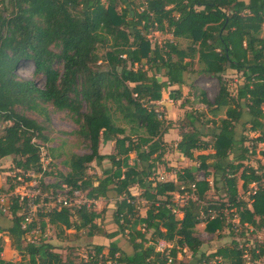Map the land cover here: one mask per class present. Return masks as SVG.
Instances as JSON below:
<instances>
[{"label": "trees", "instance_id": "obj_1", "mask_svg": "<svg viewBox=\"0 0 264 264\" xmlns=\"http://www.w3.org/2000/svg\"><path fill=\"white\" fill-rule=\"evenodd\" d=\"M263 27L264 0H0V160L11 158L14 179L50 175L40 160L39 143L49 142L45 126L27 113L48 122L49 108L66 112L78 125L87 153L70 156L68 172L56 174L57 184L40 180L42 193L64 184L70 194L79 191L87 200L114 201L111 210L106 204L99 211L82 204L41 211L38 221L22 229L26 205L14 200L10 216L0 213V233L12 249L27 257V264H167L169 258L176 264L182 250L189 253L182 264H247V254L252 263L259 260L264 247L255 242L248 248L249 239L202 252L196 227L204 220L208 232L226 227L240 238L264 228V146L258 152L262 164H246L264 144ZM154 32L188 44L181 48L168 40L151 46L147 36ZM23 62L32 63V80L17 75ZM195 63L202 68L195 71ZM194 74L217 78L213 101L201 91L200 103L213 116L224 109V117L203 120L198 112H185L175 150L198 165L177 173L186 180L181 191L174 181L154 178L166 152L163 137L172 129L157 103L165 93L180 100V87L195 89L189 76ZM40 77L43 87L35 81ZM225 77L237 79L235 94ZM174 86L178 89L169 91ZM208 123L211 133L203 129ZM246 132L255 135L251 146ZM208 136L214 153H205L213 148ZM107 143H113L114 152L100 154ZM105 161L109 167L100 175L88 173L92 163ZM252 183L259 188L250 204L243 194ZM212 186L222 192L220 200L207 199ZM133 187L138 196L131 194ZM176 192L194 199L179 205ZM211 211L217 213L213 220ZM231 211L238 215L237 225ZM110 212L111 230L105 228ZM37 223L59 236L67 228L92 240L87 261L63 260L49 243L26 242ZM160 241L170 248L157 251ZM2 252L0 238V264H21L4 260Z\"/></svg>", "mask_w": 264, "mask_h": 264}, {"label": "rangeland", "instance_id": "obj_2", "mask_svg": "<svg viewBox=\"0 0 264 264\" xmlns=\"http://www.w3.org/2000/svg\"><path fill=\"white\" fill-rule=\"evenodd\" d=\"M261 35L264 36V27L262 28ZM147 39L151 46H154V44H158L162 46L166 41L168 40H174L181 48H185L188 44L187 41L182 39H173L170 35L165 33H158L154 32L147 36ZM104 50H100L99 55H103ZM202 67L195 63L194 70L198 71ZM33 65L30 62H23L19 68L17 69V75L21 78H24L26 80H32L33 75ZM190 76V84L192 86H195V89H190L187 86L180 87L181 91V99L178 101H173L168 98V94L165 93L164 98L166 102L170 103L169 100L172 101V108L167 113V109L165 110V107L159 108V110L164 114L165 119L171 120L172 129L174 132V137H176V134L179 136L181 132V126H182V120L184 118L185 112H198L199 115L202 116L203 120H213L216 121L219 118L224 117V109H222L220 112H218L215 116L209 111H207L206 107L200 103L201 95L200 92L203 91L205 93L206 98L209 101H213L214 97L216 96L218 92V80L214 76H208V75H189ZM225 79L228 81L229 85V91L231 94H235L236 92V83L237 79L235 77H225ZM37 84L40 87H43L44 85V79L40 77L39 79L35 80ZM178 89L177 86L171 87L169 91ZM169 99V100H168ZM183 104L184 107L181 108L180 105ZM264 109V108H263ZM48 122L44 121L43 117L38 116L35 113L28 112L27 116L29 118H32L36 120L37 122L41 123L43 126H45V135L49 138V142L47 144H41L40 148V157H41V164L45 168V172H47L50 175L42 176V174H34V177H32V181L26 182V183H34L40 185V180L45 185L53 186L57 184L58 180L56 177L57 173L66 174L68 172V168L66 166L67 161L69 160L70 156L73 154L77 155H83L87 153V150L84 146V143L82 140L78 137L76 131L78 130V125L73 121L71 116L66 112H59L56 110H53L52 108H49L48 110ZM170 118V119H169ZM209 128H212L211 124H206L204 126V131L211 133V131H207ZM169 130L167 133L171 132ZM247 136V139H249L248 143H246L247 146L252 145V138L255 137L252 133H245ZM180 137V136H179ZM212 144L213 148L206 151L205 153H214V140L208 136L206 138ZM176 141L171 140L170 142H167L166 146V152L163 157L162 164L158 165L156 175L162 176L166 181H174L178 186H183L186 182L185 178L180 179L177 177V173L185 168H191L196 167L198 165L197 162H194V160H189L185 157H183L180 153H178L175 150V143ZM264 144H258L255 148L256 155L251 157L249 161L246 163L249 166H252L254 168H258L262 164V159L258 155V152L262 150ZM114 152V146L113 143L108 144L107 146L101 145L99 148L100 154H111ZM197 153H195L196 155ZM133 157V154H132ZM109 163L105 161L102 163L101 166H98L96 163H92L88 169L89 174H101V170L103 168H108ZM11 168V158H4L0 160V188L1 190L5 192H8L10 186L14 184V178H13V172L9 169ZM196 177L200 180H203V174L202 172L196 173ZM210 184L212 183L211 179ZM241 182L238 183V189L239 193L242 194L241 190ZM29 186V185H28ZM41 189L42 187L39 186ZM27 191H31L30 189L26 188ZM48 193L54 192L52 187L47 191ZM131 194L134 196L139 195V191L137 187H133L130 190ZM222 192L217 191L213 186L212 189L207 193V199L215 201L221 199ZM184 194H181L180 192L174 193L175 199L178 201L179 204H184V197L182 196ZM247 200V198H246ZM81 202L85 201L84 196L80 198ZM114 201L110 202H104L102 200H98L94 204V210L99 211L102 209L105 204L106 206L111 210L112 203ZM251 204V200L249 201ZM144 202L141 203L143 205ZM54 206L53 200L50 199H43L39 200V211H45L48 208H51ZM140 213H143L145 208L140 207L139 209ZM232 212V211H231ZM112 213L110 212L106 216L105 221V228L111 230L112 229V223L109 221L112 218ZM235 213V212H234ZM235 218V222H238V215ZM182 215H178V218H181ZM197 236L202 241V247L201 251L210 254L213 253L216 249H218L220 246L229 244L233 239L239 240L240 243L246 241L247 239L251 240V243L246 245L248 248L252 247L255 242H258L259 244H262L264 247V228L261 230H258L251 234H247L246 237L240 238L239 236L232 237L230 235V231L224 227L222 230H217L213 233H210L206 230V223L200 224L196 227ZM149 237V236H148ZM2 240V247L3 252L1 257L6 261H12L15 263H21V264H27V257H21L16 251H14L10 245V240L8 237L1 235ZM28 239L31 241H34V243H49L52 246L55 247V251L61 254V257L63 260H66L67 258L73 260L75 263H79L82 260L85 262L87 261V247L88 243H91L92 240L86 239L85 236H82L81 233H75L74 230L70 229H63V235L59 236L57 235L56 230L51 226H46L43 230L39 229L36 232H34L32 235H29L26 238V242H28ZM102 244L107 245L108 242L105 240H102ZM171 246V245H170ZM169 246V248H170ZM249 252V250H248ZM189 258V253L186 250H182L177 255V263L176 264H182L185 261H187ZM250 255L247 254L246 256V263L247 264H264V255L257 260L255 263H252L250 261ZM105 264V263H101ZM219 264H224L220 263Z\"/></svg>", "mask_w": 264, "mask_h": 264}, {"label": "built area", "instance_id": "obj_3", "mask_svg": "<svg viewBox=\"0 0 264 264\" xmlns=\"http://www.w3.org/2000/svg\"><path fill=\"white\" fill-rule=\"evenodd\" d=\"M43 171H45V168L42 166ZM30 177L32 181V177H34V174L29 173L26 174V178ZM154 178L156 181L160 182H166V180L162 176H157L156 172L154 175ZM26 181L25 178L19 176L14 179V188L12 190H9L8 192L5 193H0V213H2L5 216H10V206L12 205L14 200H17L19 203L25 202V213H24V221L22 222V229H26L28 224H30L32 221H38V212L39 211V200L43 199H50L53 200L54 206L51 208H48L46 210H50L53 208L60 209L62 207H70V206H75V205H82L86 204L87 206H90L91 204H95L96 201L92 200H87L85 197V201L81 202L80 198L84 196L81 192L79 191H73L72 194H70V188L67 187L64 184H59V188L56 189L54 192L48 193L47 191L42 193V189L39 187L40 185L37 184L36 182L34 183H26L30 182ZM29 185V186H28ZM262 187H264V179H262L261 184ZM30 189L31 191H27V189ZM190 188L194 189V185H191ZM259 186L258 183H252L247 192L243 194L244 199L247 201H250V196H253L256 191L258 190ZM181 191H184V186L180 187ZM184 194L182 195L184 197V201L188 198L194 199L193 195H188L187 192L181 193ZM178 203V201H177ZM179 204V203H178ZM182 205V204H179ZM43 212V211H42ZM234 212V211H232ZM217 217V213L215 211H211L209 214V219L213 220L214 218ZM237 216L234 215L233 223L237 225L238 222H235V218ZM201 220L205 218L203 215H201ZM203 223L204 220L202 221ZM202 224V223H201ZM39 230V224L37 223V227L26 234V238L29 235H32L34 232ZM0 233V237H1ZM29 243H34V241H31L28 239ZM169 248V244L160 241L156 245V250L159 252H164ZM102 262L100 261L98 264H101ZM105 264H117L115 261H108ZM167 264H174L173 259L169 258Z\"/></svg>", "mask_w": 264, "mask_h": 264}, {"label": "crops", "instance_id": "obj_4", "mask_svg": "<svg viewBox=\"0 0 264 264\" xmlns=\"http://www.w3.org/2000/svg\"><path fill=\"white\" fill-rule=\"evenodd\" d=\"M169 100V99H168ZM169 102L170 103H168V102H166L165 101V99H163V100H161L160 102H158L157 104L159 105V106H161V107H165V110L167 111V113L169 112V110L172 108V101L171 100H169ZM160 107V108H161ZM168 108H169V110H168ZM162 109V108H161ZM170 119V118H169ZM168 121H171V120H168ZM171 130V129H170ZM172 132H174V130H171V132H169V133H166L165 135H164V137H163V140H164V142L165 143H167V142H170L171 140H174V141H176L175 143H177L178 141H179V139H180V137L176 134V137H174L173 136V134H171ZM108 144H110V143H107V144H105L104 146H107ZM103 145V144H102ZM200 226V225H199Z\"/></svg>", "mask_w": 264, "mask_h": 264}]
</instances>
